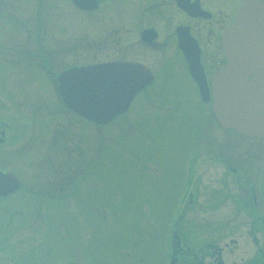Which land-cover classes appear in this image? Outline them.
I'll list each match as a JSON object with an SVG mask.
<instances>
[{
  "label": "rangeland",
  "instance_id": "rangeland-1",
  "mask_svg": "<svg viewBox=\"0 0 264 264\" xmlns=\"http://www.w3.org/2000/svg\"><path fill=\"white\" fill-rule=\"evenodd\" d=\"M1 9L21 18L18 24L4 21L18 32L8 38H26L28 32L29 43L20 40L36 53L44 46L67 49L62 67L131 54L124 36L121 48H112L104 32L110 14L106 8L82 14L69 0H0ZM65 22L67 44L59 34ZM33 62L30 80L20 74L7 79L8 91L20 101L25 85L34 95L19 116L30 122L26 141H18L16 148L11 142L0 146V170L21 182L14 195L0 200V264H166L170 250L178 249L172 246L173 234L175 245H181L177 256L186 249L199 253L203 244L226 243L234 249L224 250L223 264H264L255 256L253 242L256 237L258 248L264 247V227L251 230L255 215L235 200L240 187L254 185L256 191L257 184L264 185V138L221 130L193 96L138 101L128 118L81 128L55 91H44L43 66ZM4 66L5 73L12 72ZM178 85L179 77H172L167 89L176 94ZM0 106L1 115L11 110L1 94ZM210 146L218 148L216 154ZM198 149L211 154L197 156ZM193 157L198 163L190 181ZM228 163L239 171L226 170ZM73 178L78 181L72 189ZM59 187L77 190L76 195H47ZM179 194L185 198L175 209Z\"/></svg>",
  "mask_w": 264,
  "mask_h": 264
},
{
  "label": "flooded vegetation",
  "instance_id": "flooded-vegetation-1",
  "mask_svg": "<svg viewBox=\"0 0 264 264\" xmlns=\"http://www.w3.org/2000/svg\"><path fill=\"white\" fill-rule=\"evenodd\" d=\"M245 1L249 0H75V2L74 0H69L77 13L99 12L101 9L106 8L110 14L108 16L109 19L107 18L109 20L108 27L104 32L110 35L109 41L112 48L118 47L117 49H120L122 37L124 36L127 39L126 46H124L130 49L131 54L85 64L75 61L63 67L60 62L67 49L63 51V48L57 47L56 49H52L53 47L44 46L43 48H37L38 52L36 53V48L23 45L24 43L20 40L26 39V42L29 43L28 32H25L26 38L24 36L8 38V36L13 34L17 36L18 32L11 31V26L4 25V21L18 24L21 18L17 14L5 15L6 10L1 9L0 94L7 99L9 109L11 110L5 111L3 115L0 114V146L11 142L10 144H13L16 148L19 146L18 141H26L25 136L27 135L25 132L29 130L30 122L28 119H23L19 116L23 112L21 108L27 107L28 102L34 94L31 88L25 85V95L23 96V101H20L18 98H15L16 94L8 91L9 84L7 79L20 74L24 76V79L30 80L33 75L29 72L34 70L32 67L35 64L34 60H39L43 66L41 68L43 73L42 79L45 80H43L44 84H47V90L45 89L44 91L48 93H54L55 91L56 99L62 105L65 104L63 103L61 92L74 93L77 91L76 87L80 83L77 74L73 72L74 69L99 63L124 62L134 64L137 67L131 70L129 74L133 79H141L143 71L150 76V80L141 85L132 97L127 118L130 112L135 111L134 104L138 103V101L159 103L157 101L159 98L166 97L170 98L169 100H174L179 97L193 96L206 108V113L210 116V119H213L211 111H208L206 107L210 102V98L206 100L207 93L203 88L200 90V86H203L204 83L207 92L210 93L212 75L224 63L220 45L222 31L233 22L239 6ZM65 3L67 4V1ZM1 11L4 13H1ZM123 16H125L124 24L117 26L116 24L120 22ZM19 26L21 27V24ZM19 26L16 25L15 29H18ZM121 27L124 28V32H122ZM59 28L60 37L67 44V23L65 22L64 31L61 27ZM64 33H66L65 38L63 37ZM2 39L5 41H2ZM62 40H60V45H63ZM213 44L214 46L212 47ZM4 65L11 68L12 72L5 73L4 71L9 70L4 68ZM26 70L25 76L23 71ZM60 75H62L61 79L63 78L61 85L65 87L64 91L62 90L61 92L59 90L60 79L58 78ZM172 77H179L180 79L179 89L176 94L167 89V82ZM0 108L4 111L3 106H0ZM73 114L76 119L82 122L81 128L87 123L92 124L94 128L98 126V124L89 122L74 112ZM221 130L226 129L221 128ZM35 132L37 133V130ZM66 136L68 141H71V134L68 128H66ZM78 137L80 141H83L81 130H77ZM58 148H61V146L59 145ZM77 148H79V142H77ZM217 149H212L214 154H216L214 150ZM207 151V149H198L195 154L197 156L201 153H203V156H206V153L211 154ZM194 161L195 163H193ZM192 163L189 175L190 181L194 176L192 175L194 166L198 163L195 157H193ZM225 169L235 172L233 174L239 171V167L235 169L229 163L226 164ZM77 181L75 178L71 180L70 186L72 189L76 187ZM20 186L21 182L19 180V188ZM256 187V191L254 185H250V190H243L240 187V196L236 197L235 200L243 208L248 209V215H255L253 221L250 223V229L259 231L264 227V185L261 186L260 183ZM76 192L77 190H72L69 193L68 188L62 190L59 187L55 194H52V192L47 195L57 196L67 194L74 196ZM253 242L257 247L255 256L258 259H264V247L262 249L258 248L259 241L256 237H253ZM230 243L235 247V241L231 239ZM174 247L178 248L174 251L176 264H223L222 254L224 250L232 252L234 249H229L226 243L223 247L219 244L213 245L208 243L203 244V249L198 250L199 253L186 249L185 254L182 252V254L177 256L175 252L179 253L181 245H174ZM252 264H258V262L253 260Z\"/></svg>",
  "mask_w": 264,
  "mask_h": 264
},
{
  "label": "water",
  "instance_id": "water-1",
  "mask_svg": "<svg viewBox=\"0 0 264 264\" xmlns=\"http://www.w3.org/2000/svg\"><path fill=\"white\" fill-rule=\"evenodd\" d=\"M221 47L225 62L211 80V108L215 119L222 128L264 138V0L248 1L240 6L234 22L222 33ZM92 69L76 73L82 78L85 75L101 78L105 73L102 65ZM114 70L119 75L128 72L124 67ZM137 84L129 88L134 89ZM121 85L114 89L116 94L108 93L113 97L110 102L103 95L102 83L79 88L74 92L77 99L73 101L69 93L60 92L64 103L72 110L89 120L106 122L128 104L130 89ZM94 93L104 97L102 101L97 100ZM17 186L18 182L10 173L0 171V195L12 192ZM169 264H176L175 259Z\"/></svg>",
  "mask_w": 264,
  "mask_h": 264
},
{
  "label": "bare ground",
  "instance_id": "bare-ground-1",
  "mask_svg": "<svg viewBox=\"0 0 264 264\" xmlns=\"http://www.w3.org/2000/svg\"><path fill=\"white\" fill-rule=\"evenodd\" d=\"M121 77H118L117 74H111L110 71L108 73L107 78L105 79V81L102 83V92L103 95L105 96L106 99L110 101H112L113 97H110L112 95V93L116 94V92L114 91V89H118L120 88L121 85ZM110 96H109V94ZM93 96L97 99V100H101L104 97H100V94L94 93Z\"/></svg>",
  "mask_w": 264,
  "mask_h": 264
}]
</instances>
